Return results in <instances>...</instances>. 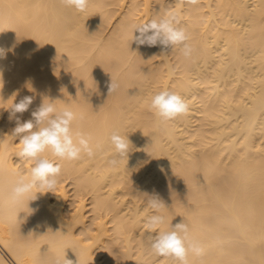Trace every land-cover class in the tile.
<instances>
[{"label":"bare ground","instance_id":"obj_1","mask_svg":"<svg viewBox=\"0 0 264 264\" xmlns=\"http://www.w3.org/2000/svg\"><path fill=\"white\" fill-rule=\"evenodd\" d=\"M167 11L190 34V59L132 41L131 25ZM0 47V264H176L151 251L147 195L164 203L165 228L184 220L204 246L190 264H264V0H89L83 13L0 0ZM163 89L184 96L187 115L158 120L149 102ZM25 96L21 122L45 97L82 115L73 128L94 155L58 161L53 193L14 203L10 188L32 166L9 120ZM114 130L128 156L115 153Z\"/></svg>","mask_w":264,"mask_h":264},{"label":"clouds","instance_id":"obj_2","mask_svg":"<svg viewBox=\"0 0 264 264\" xmlns=\"http://www.w3.org/2000/svg\"><path fill=\"white\" fill-rule=\"evenodd\" d=\"M61 2L81 13L87 10L89 4V0H61ZM185 2L189 5H197L199 0H185ZM180 23L176 12L167 11L158 18L131 25L132 41L148 47L179 46L183 57L190 59L194 52L190 43L191 37ZM134 33L138 35L134 36ZM5 57L6 51L0 47V59ZM118 88L119 84L111 79L108 95ZM33 99L32 96H25L18 103H13L10 108L9 120H14L16 124L11 136L20 138L21 147L17 155L23 160L32 162L28 174L18 173L10 188L9 198L14 203L24 199L35 201L38 199V193H53L58 184V177L62 173V165L58 161H75L83 154L89 157L94 155L91 137L73 128L74 122L78 119L82 120L83 116L69 107L58 110L56 100L45 97L36 110L32 111L33 119L21 122L17 114L26 112ZM149 109L161 123H164L187 115L189 104L181 94L163 89L151 96ZM109 139L117 156L121 158L128 156L131 145L128 136L123 135L119 130H114ZM48 150L52 158L43 155ZM113 163L116 161L114 160ZM147 196L148 206L155 210V213L147 216L144 221L151 251L156 256L172 258L176 264H190V255L202 256L205 251L204 246L192 237L189 225L183 220L175 226L170 225L165 228L166 217L158 214L159 210L165 207L164 203L157 195ZM56 264H72V261L64 257L63 261L57 259Z\"/></svg>","mask_w":264,"mask_h":264},{"label":"rangeland","instance_id":"obj_3","mask_svg":"<svg viewBox=\"0 0 264 264\" xmlns=\"http://www.w3.org/2000/svg\"><path fill=\"white\" fill-rule=\"evenodd\" d=\"M69 182H67L66 184H68ZM68 189H70V186H68ZM70 194H72V191L70 192Z\"/></svg>","mask_w":264,"mask_h":264}]
</instances>
